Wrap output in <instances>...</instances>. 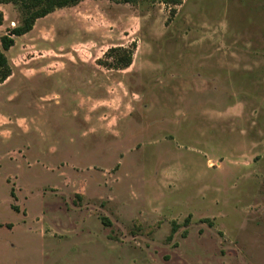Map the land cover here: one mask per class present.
<instances>
[{
    "label": "rangeland",
    "instance_id": "obj_1",
    "mask_svg": "<svg viewBox=\"0 0 264 264\" xmlns=\"http://www.w3.org/2000/svg\"><path fill=\"white\" fill-rule=\"evenodd\" d=\"M6 56L0 264H264V0H82Z\"/></svg>",
    "mask_w": 264,
    "mask_h": 264
},
{
    "label": "trees",
    "instance_id": "obj_2",
    "mask_svg": "<svg viewBox=\"0 0 264 264\" xmlns=\"http://www.w3.org/2000/svg\"><path fill=\"white\" fill-rule=\"evenodd\" d=\"M82 0H0L2 4H13L22 12L21 22L8 33L1 37L0 43V84L11 76V67L9 65L6 52L15 45V37L23 36L31 32L36 22L45 18L57 9L77 5ZM117 3H135L138 0H110ZM166 3H172L174 0H163ZM4 23V15L0 11V26ZM132 60L129 58L123 67H128ZM109 224V222H108Z\"/></svg>",
    "mask_w": 264,
    "mask_h": 264
}]
</instances>
